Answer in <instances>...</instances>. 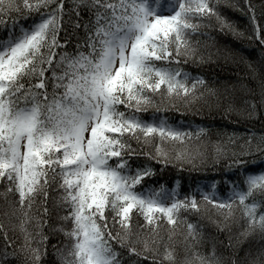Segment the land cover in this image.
I'll return each instance as SVG.
<instances>
[{
    "label": "snow or ice",
    "instance_id": "snow-or-ice-1",
    "mask_svg": "<svg viewBox=\"0 0 264 264\" xmlns=\"http://www.w3.org/2000/svg\"><path fill=\"white\" fill-rule=\"evenodd\" d=\"M229 8L248 16L249 39L261 46L259 65L248 62L254 86L237 81L208 87L202 76L173 67L181 56L204 59L194 46L200 42L191 37L208 36L200 33L205 22L245 36L228 17ZM259 9L264 17V0ZM33 13L38 18L27 25L17 20ZM8 19L11 29L0 37V264H44L48 248L51 264H264V246L255 253L243 250L240 259L238 253H219L216 238L181 215L200 212L196 195L181 198L164 186L137 190L154 170L133 168L127 159L135 151L132 140L183 142L193 135L164 118L140 119L138 113L154 102L152 94L187 102L203 87L199 96L208 93L225 119L235 114L253 120L264 111V26L252 0H243V7L239 0H0V22L7 26ZM205 132L200 127L196 135ZM227 135L230 144L238 134ZM156 151L159 156L160 144ZM227 154L226 147H217L213 163ZM175 156L193 166L207 159L203 153ZM225 168L238 173L240 182L226 177L223 198L215 184L207 192L198 187L200 200L224 210L230 222L235 204L244 222L240 236L264 237V131L247 130ZM50 192L58 221L52 225ZM133 215L142 222L134 223ZM161 220L186 227L179 260L169 243L174 227L166 241ZM17 227L20 236L10 239L9 228L15 233ZM57 234L63 239L52 243Z\"/></svg>",
    "mask_w": 264,
    "mask_h": 264
},
{
    "label": "trees",
    "instance_id": "trees-1",
    "mask_svg": "<svg viewBox=\"0 0 264 264\" xmlns=\"http://www.w3.org/2000/svg\"><path fill=\"white\" fill-rule=\"evenodd\" d=\"M252 2L257 5L258 22L261 26H264V17L259 16L261 0H252ZM239 3L243 7V0H239ZM226 11L228 17L237 27L245 32V36L238 38L230 32H220L216 27H208L207 22H205L200 27V33H208V36L197 34L195 39L194 35L191 37L194 39L193 41L200 42L199 45L194 44V46L200 47L199 50L203 54L204 59L194 62L192 57L191 60L178 58L179 62L174 63L173 67L185 70L193 76H202L208 87H219L223 82L234 83L237 81L254 86L255 82L251 79L248 62H251L254 67L259 65L261 61V46L256 39H249L253 35V28L248 20V16L240 10L229 8ZM37 18L35 13L29 16L27 20L23 16H17L19 23L25 25ZM12 23L13 21L11 19H8L7 26L3 22H0V37L7 35ZM212 23L214 24L215 22ZM217 49L221 51L218 53ZM201 91H204L203 87L198 89L195 98L189 97L187 102L183 98L177 97L172 98L170 101H155L152 105L147 106L138 113L140 119L148 122H152L151 117L157 122L160 117L164 118L174 127L193 133L191 137H185L183 142L170 139L161 140L158 136H153L149 139V142H145L143 137H141L139 142L136 140L131 141L135 151L131 157L127 158L133 168L149 166L154 170V174L151 177H145L142 185L137 186V190H140L141 186H164L171 189L175 188L181 198L186 194H195L200 203V210L202 208L201 204L205 201L200 200V193L197 191V188L199 187L207 192L211 191V185L215 184L217 195L221 198L225 197L229 192V185L225 178L227 177L228 181L237 182H240L242 179L239 178L238 173L234 170H226L225 168L228 159L231 158V152H238L240 150V146L246 139L247 130L252 129L256 132L264 131V126L261 125V120H264V111H260L258 117L253 120L241 119L235 114H231L230 119H225L223 118L222 109L215 106L213 98L208 93L205 92L203 97L199 96V92ZM237 94L240 95L239 92ZM200 127L206 129V132L196 135ZM231 133H237L238 135L229 144L227 134ZM157 144H160L161 148V154L159 156H157L156 151ZM219 146L226 147L228 154L227 156H222L219 163H213L212 157ZM177 152L203 153L207 159L206 162L197 163L195 166L187 163L181 164L176 159L175 153ZM144 153H148V155H144ZM164 153H167L166 157L163 155ZM153 157L156 158L154 159ZM247 159L251 160L253 157L250 156ZM161 160H165L166 162L161 163ZM2 188L3 183L0 182V189ZM48 206L50 212L53 213L55 211L53 209V202L49 201ZM4 210L3 198L0 197V221L4 219ZM133 211L135 212V210ZM182 213L181 215L186 217L187 222L194 223L198 226L202 225L206 235H211L216 238L219 253L228 256L231 253L239 252L238 246L242 240L238 239L237 234L233 235L234 229L232 227L234 226L235 228V224L226 225L225 230L221 231L216 227H210L205 223L202 224L201 222L192 220V212ZM196 214L200 216L199 213ZM52 218L53 216L51 214L47 217L49 225L54 224ZM201 219L203 221V218ZM137 220L142 222V218L133 215V222L135 223ZM15 223L18 224L19 221L16 220ZM111 223L112 221L109 219L110 226ZM166 226L168 225H160V229H162L161 234L167 241L169 228H166ZM181 228V230L174 229L172 241H169L170 244L174 243L175 245L178 260L183 255V234L186 232L184 224ZM164 229H167V231L164 232ZM47 231L48 227L46 226L45 232ZM8 235L10 239L16 240L20 236L19 228L17 227L15 233L9 228ZM229 238L231 239V247H229ZM236 238L239 244L234 246ZM20 239L22 240V237ZM21 240H17V243ZM56 240L58 239L51 242L55 243ZM0 244H3L2 239H0ZM118 250L123 251L122 249ZM240 257L242 255H238L237 259H240ZM53 258L52 249L48 248L44 264H51ZM12 264H15V262L13 261Z\"/></svg>",
    "mask_w": 264,
    "mask_h": 264
},
{
    "label": "rangeland",
    "instance_id": "rangeland-1",
    "mask_svg": "<svg viewBox=\"0 0 264 264\" xmlns=\"http://www.w3.org/2000/svg\"><path fill=\"white\" fill-rule=\"evenodd\" d=\"M163 2L166 3V0H163ZM164 14H169V13L165 12ZM196 36H197V34H194V39H195ZM191 39H192V41L194 40L193 38H191ZM198 48L200 49V47H198ZM180 58L181 59H185V57H183V56L179 57V59ZM187 59L191 60V57H188ZM157 63H159V62H157ZM172 98H174V96L173 97H167L162 92L157 93V94H153V101L154 102L155 101H164V100H169L170 101ZM148 142H149V140H148ZM169 189H171V188H169ZM53 195H55V194L50 192V194H49L50 198L48 200V203H49V201L53 202V200L51 199V197ZM201 206H202V208H201V210L199 212V215L201 217L198 216L196 213L192 212V214H191L192 217H193L192 220L197 221V222H201L202 224L205 223L206 225H209L210 227H216V228L220 229L221 231L225 230L226 225L235 224L236 227L235 228H234V226L232 227L234 229L233 235L237 234V236L239 237L238 239L242 240L241 244L238 246L239 252H237V253H238L239 256L242 255V257H243V255H244V251L243 250H245V249H251L252 252L255 253L259 248L264 246V237H261L259 233L252 234V235L248 236L247 238L240 236V232H241V230L243 228L244 222L240 218L239 209H238V207L235 204L233 205V210L235 212V219L232 222L224 220L223 215H222V212L224 210L218 208L217 206H215L213 204H210V203H207V202H203L201 204ZM35 210L36 209H35V206H34L33 211H35ZM54 212L53 213L50 212V214L53 216L52 220L54 221V223H56L58 221H57V217H56V212L55 213ZM185 213H190V212H185ZM60 214L63 215V212H61ZM201 218H203V221H202ZM216 221H219L220 223H222L223 224V228L218 227L217 224L214 223ZM164 224L168 225L166 220H161L160 221V225L163 226ZM182 225L183 224H180L179 226H175V227L168 225V226H166V228H173L174 227V229L181 230L182 229L181 228ZM161 231H162V229H160V232ZM165 231H167V229H164V232ZM56 239L62 240L63 238L59 234V236H57ZM235 241H236V243L234 244V246L239 244L238 241H237V238H236Z\"/></svg>",
    "mask_w": 264,
    "mask_h": 264
},
{
    "label": "bare ground",
    "instance_id": "bare-ground-1",
    "mask_svg": "<svg viewBox=\"0 0 264 264\" xmlns=\"http://www.w3.org/2000/svg\"><path fill=\"white\" fill-rule=\"evenodd\" d=\"M231 239L229 238V241H230Z\"/></svg>",
    "mask_w": 264,
    "mask_h": 264
}]
</instances>
